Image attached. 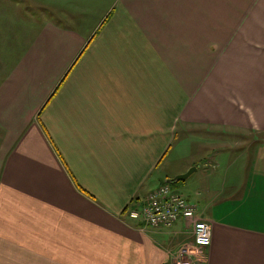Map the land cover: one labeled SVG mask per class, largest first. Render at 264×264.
<instances>
[{"label":"crops","instance_id":"1","mask_svg":"<svg viewBox=\"0 0 264 264\" xmlns=\"http://www.w3.org/2000/svg\"><path fill=\"white\" fill-rule=\"evenodd\" d=\"M92 18L0 32L33 45L0 81V264H170L192 243L187 222L153 228L129 211L187 172L164 165L195 130L259 144L250 165L203 164L209 185L192 196L172 186L212 227L194 263L264 264V0H151Z\"/></svg>","mask_w":264,"mask_h":264},{"label":"rangeland","instance_id":"2","mask_svg":"<svg viewBox=\"0 0 264 264\" xmlns=\"http://www.w3.org/2000/svg\"><path fill=\"white\" fill-rule=\"evenodd\" d=\"M129 3L142 6L143 4H151V0H0V19L9 22L6 25L0 23V32H5L7 28L16 32L11 27L13 25L18 26L17 30H21L24 26L41 29L49 22L79 29L81 22L84 21L85 25V21L92 20L97 11L114 4ZM0 36L7 37L8 34L0 33ZM30 42L31 40L27 41L26 48L24 46L25 49L23 47L19 49L18 40L11 39L4 44L0 42V66L2 67L0 69V81L6 77L5 72L8 69H13L24 51L26 49L27 53L30 51L33 46L27 47ZM252 140L250 136L247 137L239 133L189 131L178 137V141L173 145V151L164 166H166L169 174L181 168H187L186 171H188L197 167L198 172H195L189 180L174 184L175 187L181 189L184 195L192 196L200 188L208 187L209 183L205 178L213 170L206 168L205 170L209 171H204L202 166L203 164L209 165L215 162L218 154L227 155L226 161H234L237 157L240 158L242 154L245 157L243 162L249 161V165L252 164L255 160L254 150L259 144L254 142L252 145ZM194 161H196L194 166L189 168ZM217 161L221 160L217 159ZM212 182L214 186L221 188L223 185L228 186L229 184L222 176ZM185 184L187 190L184 188ZM231 206H234V200L230 203L229 207Z\"/></svg>","mask_w":264,"mask_h":264},{"label":"built area","instance_id":"3","mask_svg":"<svg viewBox=\"0 0 264 264\" xmlns=\"http://www.w3.org/2000/svg\"><path fill=\"white\" fill-rule=\"evenodd\" d=\"M197 214V207L186 197L173 190L170 184H162L148 194L141 208L129 211V218L148 227L166 229L185 220L191 228L192 243L173 255L170 264H195L194 257H204L212 242L211 225Z\"/></svg>","mask_w":264,"mask_h":264},{"label":"water","instance_id":"4","mask_svg":"<svg viewBox=\"0 0 264 264\" xmlns=\"http://www.w3.org/2000/svg\"><path fill=\"white\" fill-rule=\"evenodd\" d=\"M196 171H197V168H192V169L188 170V171H187L186 173H184V174H180V175L176 176V177L173 178V179L166 180L165 183H168V184H177V183H179V182L186 181V180L189 179V178L192 176V174H193L194 172H196Z\"/></svg>","mask_w":264,"mask_h":264},{"label":"trees","instance_id":"5","mask_svg":"<svg viewBox=\"0 0 264 264\" xmlns=\"http://www.w3.org/2000/svg\"><path fill=\"white\" fill-rule=\"evenodd\" d=\"M59 89H60V86L57 88V90L53 93V95L51 96V98L55 95V93L57 92V91H59ZM171 186H174V184H171Z\"/></svg>","mask_w":264,"mask_h":264}]
</instances>
